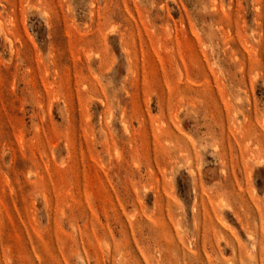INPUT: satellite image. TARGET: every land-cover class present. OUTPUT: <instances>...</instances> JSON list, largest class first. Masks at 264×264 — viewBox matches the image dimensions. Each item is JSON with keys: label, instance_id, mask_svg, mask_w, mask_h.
I'll list each match as a JSON object with an SVG mask.
<instances>
[{"label": "rangeland", "instance_id": "1", "mask_svg": "<svg viewBox=\"0 0 264 264\" xmlns=\"http://www.w3.org/2000/svg\"><path fill=\"white\" fill-rule=\"evenodd\" d=\"M0 264H264V0H0Z\"/></svg>", "mask_w": 264, "mask_h": 264}]
</instances>
